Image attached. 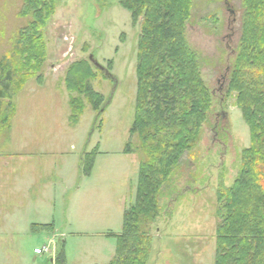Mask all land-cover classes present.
Instances as JSON below:
<instances>
[{
	"label": "rangeland",
	"instance_id": "374dc122",
	"mask_svg": "<svg viewBox=\"0 0 264 264\" xmlns=\"http://www.w3.org/2000/svg\"><path fill=\"white\" fill-rule=\"evenodd\" d=\"M121 1L48 0L43 62L13 98L15 113L0 124V264H54L61 244L66 264H107L114 257V236L135 201L144 159V136L134 126L139 22ZM25 2L0 0V58L12 53L31 20ZM191 3L183 32L198 56L210 110L145 231L148 264H214L218 186L232 184L251 145L237 94L228 91L244 0ZM80 61L91 65L88 82L102 98L96 108L66 86L70 66ZM70 102L83 107L74 124ZM87 154H95L89 176L81 165Z\"/></svg>",
	"mask_w": 264,
	"mask_h": 264
},
{
	"label": "trees",
	"instance_id": "16d2710c",
	"mask_svg": "<svg viewBox=\"0 0 264 264\" xmlns=\"http://www.w3.org/2000/svg\"><path fill=\"white\" fill-rule=\"evenodd\" d=\"M26 1L25 12L31 20L17 33L12 53L0 58V124L15 113L13 98L44 59L41 30L52 6L48 0ZM121 3L139 22L134 126L144 136L140 146L144 159L138 165L135 201L123 210L121 232L114 236L115 254L107 264H148L151 247L145 231L156 219L159 200L180 161L196 145L198 128L210 110V96L200 80L198 56L188 47L183 32L191 0ZM243 4L228 91L237 94L251 145L244 150L232 184L224 187L220 181L218 186L216 215L221 218L215 230L214 264H264V0H244ZM90 66L84 61L72 64L66 86L96 108L102 98L88 82ZM69 107V121L77 123L83 107L73 102ZM94 155L83 157L85 176L90 175ZM40 228L52 230L51 225ZM52 263L66 264L63 244Z\"/></svg>",
	"mask_w": 264,
	"mask_h": 264
},
{
	"label": "water",
	"instance_id": "95a60500",
	"mask_svg": "<svg viewBox=\"0 0 264 264\" xmlns=\"http://www.w3.org/2000/svg\"><path fill=\"white\" fill-rule=\"evenodd\" d=\"M89 62L95 67L97 68L100 72H102L105 76V78L110 79L112 81H114V77L107 72V70H105L102 66H100L93 58L92 56L88 57Z\"/></svg>",
	"mask_w": 264,
	"mask_h": 264
},
{
	"label": "built area",
	"instance_id": "2783aa9c",
	"mask_svg": "<svg viewBox=\"0 0 264 264\" xmlns=\"http://www.w3.org/2000/svg\"><path fill=\"white\" fill-rule=\"evenodd\" d=\"M34 253H36V254H41V250L36 249V250H34Z\"/></svg>",
	"mask_w": 264,
	"mask_h": 264
},
{
	"label": "flooded vegetation",
	"instance_id": "af4514ba",
	"mask_svg": "<svg viewBox=\"0 0 264 264\" xmlns=\"http://www.w3.org/2000/svg\"><path fill=\"white\" fill-rule=\"evenodd\" d=\"M224 130H226V129L224 128ZM221 131L223 132V129Z\"/></svg>",
	"mask_w": 264,
	"mask_h": 264
},
{
	"label": "crops",
	"instance_id": "0c3cea01",
	"mask_svg": "<svg viewBox=\"0 0 264 264\" xmlns=\"http://www.w3.org/2000/svg\"><path fill=\"white\" fill-rule=\"evenodd\" d=\"M35 249H36V248H35ZM35 249H34V250H35ZM35 255H38V254H35Z\"/></svg>",
	"mask_w": 264,
	"mask_h": 264
}]
</instances>
